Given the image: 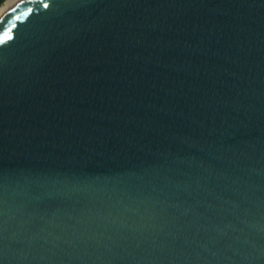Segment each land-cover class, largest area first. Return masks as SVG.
Segmentation results:
<instances>
[{"label": "water", "instance_id": "95a60500", "mask_svg": "<svg viewBox=\"0 0 264 264\" xmlns=\"http://www.w3.org/2000/svg\"><path fill=\"white\" fill-rule=\"evenodd\" d=\"M0 264H264V0L10 6Z\"/></svg>", "mask_w": 264, "mask_h": 264}, {"label": "bare ground", "instance_id": "6f19581e", "mask_svg": "<svg viewBox=\"0 0 264 264\" xmlns=\"http://www.w3.org/2000/svg\"><path fill=\"white\" fill-rule=\"evenodd\" d=\"M21 0H6L1 6H0V18L4 15V13L9 9L10 6L13 4L19 2Z\"/></svg>", "mask_w": 264, "mask_h": 264}, {"label": "snow or ice", "instance_id": "6c2138e0", "mask_svg": "<svg viewBox=\"0 0 264 264\" xmlns=\"http://www.w3.org/2000/svg\"><path fill=\"white\" fill-rule=\"evenodd\" d=\"M44 6H45V7H47L48 5H47V4H45ZM4 39H5V40H7V39H11V37H9V36H7V34H5V37H4Z\"/></svg>", "mask_w": 264, "mask_h": 264}, {"label": "trees", "instance_id": "16d2710c", "mask_svg": "<svg viewBox=\"0 0 264 264\" xmlns=\"http://www.w3.org/2000/svg\"><path fill=\"white\" fill-rule=\"evenodd\" d=\"M6 0H0V6L5 2Z\"/></svg>", "mask_w": 264, "mask_h": 264}]
</instances>
